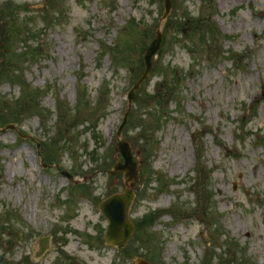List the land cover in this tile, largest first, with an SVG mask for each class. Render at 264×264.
<instances>
[{"label": "rangeland", "instance_id": "374dc122", "mask_svg": "<svg viewBox=\"0 0 264 264\" xmlns=\"http://www.w3.org/2000/svg\"><path fill=\"white\" fill-rule=\"evenodd\" d=\"M163 11L0 0V111L28 107L21 139L0 131V264H264V0H172L122 130L139 168L129 219L154 222L123 251L104 243L98 205L125 188L106 171L115 132Z\"/></svg>", "mask_w": 264, "mask_h": 264}, {"label": "water", "instance_id": "95a60500", "mask_svg": "<svg viewBox=\"0 0 264 264\" xmlns=\"http://www.w3.org/2000/svg\"><path fill=\"white\" fill-rule=\"evenodd\" d=\"M171 0H164V12L162 18H165L170 10H171ZM162 41V31L160 29H156V36L151 41L150 45L147 46L144 50L143 55V64L145 68L141 73V77L138 79L134 85H132L131 90L127 94V99H129V104L133 101L134 97V90L143 82V80L147 77V74L151 70V60L155 52L161 46ZM128 115V111L125 112L122 124L117 129V150L120 152L121 156L123 157V163H116L113 165V170L109 171V174L114 175L117 171H123V178L125 179L126 188L123 193H116L115 195L104 199L102 203L99 204L100 212L106 216L108 219V225L105 230V241L111 245H115L116 247H123L125 246L126 242L128 241L129 237L134 230V225L130 222L128 218V208L133 201L134 194L132 189L128 187V182L134 180L137 182L138 177V169L135 162L132 159L131 155V148L130 144L123 139H119L121 135V130L123 125L126 123V118ZM133 183H131V186ZM48 245L47 238H41L39 241V250L36 252V257H39L46 249ZM135 264H149L142 258H137L135 260Z\"/></svg>", "mask_w": 264, "mask_h": 264}, {"label": "trees", "instance_id": "16d2710c", "mask_svg": "<svg viewBox=\"0 0 264 264\" xmlns=\"http://www.w3.org/2000/svg\"><path fill=\"white\" fill-rule=\"evenodd\" d=\"M171 18L172 17L168 18L166 24H169V25L173 24ZM195 21H197V20H194V22ZM194 24H195V27H193V28H197L198 26H200L202 28V26H203L200 22L197 24V26H196V22ZM190 27H191V25H190ZM207 29H209L211 31L212 35L214 34V31L210 25H208ZM203 36H205V34L200 32V37L202 38ZM125 58H126V56L124 57V59ZM0 75L4 76V72L2 71V69L0 70ZM9 76L10 77L13 76L14 78L17 79L19 77V74L15 73L14 75H12V74L7 75V77H9ZM26 95H27L26 100H29L32 98L31 93H27ZM27 105L31 106V104H27ZM27 108L28 107L26 106V104L21 103L16 108L8 111L7 115H3L6 112L0 111V125H5V124L11 123V122H19V120H20L19 116H20L21 110L27 109ZM156 120H157V118H156ZM154 218H155V213H149V215H144L143 217H141L140 220L138 221V223H136L137 231L144 226V225H142L143 223L148 222L149 225L152 224L154 222L153 221Z\"/></svg>", "mask_w": 264, "mask_h": 264}]
</instances>
